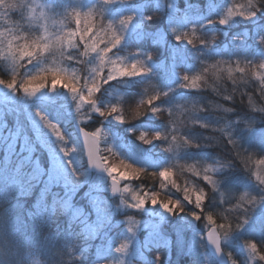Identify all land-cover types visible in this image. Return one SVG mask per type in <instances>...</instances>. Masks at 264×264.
Instances as JSON below:
<instances>
[{"label": "trees", "instance_id": "1", "mask_svg": "<svg viewBox=\"0 0 264 264\" xmlns=\"http://www.w3.org/2000/svg\"><path fill=\"white\" fill-rule=\"evenodd\" d=\"M229 9L243 15L220 24ZM73 12H91L98 28L111 24L119 36L103 65L97 53H86L79 42H63L77 26ZM127 17L132 19L123 26L120 21ZM263 26L264 0H0V186L11 183L15 190L0 202V233L7 236L0 255L14 264H214L201 242L211 227L206 215L217 224L230 222L226 232L218 229L222 237L236 238L248 227L253 233L259 216L246 211L241 197L254 207L264 189L253 175L264 170L247 161L264 159ZM184 35L194 36L193 43L176 39ZM34 44L33 56L21 59V51ZM113 61L137 63L147 71L107 80ZM52 72L70 78L78 92L70 93L63 81L56 85L49 78ZM98 73L103 82L93 104L81 102ZM38 74L44 76V87L32 94L22 91L23 82ZM194 76L200 77L198 87H185L184 77ZM13 80L15 86L9 87ZM152 96L159 97L152 105L159 111L134 116V109ZM112 107L119 113L99 114ZM79 118L88 119L82 126L87 131L102 127L101 157L109 177L122 186V195L107 199L104 210L91 207L96 193L84 192L88 183H74L76 174L87 175L82 157L71 175L50 176L52 167L64 169V163L76 159L70 148L77 142L72 121ZM141 134L161 139L144 143ZM112 138L128 144L131 162L112 153ZM115 157L141 174L130 178L121 168L110 173ZM169 168L175 187L158 176ZM204 175L214 183H206ZM77 187L82 220L63 216L61 240L46 243L43 225L56 221L47 206L58 204L63 215L65 199H76ZM186 188L194 190L192 203L185 199ZM198 191L204 193L201 209L195 207ZM152 195H158L157 202L147 200ZM209 198L218 204L227 200L226 205L209 211ZM165 200L175 203L166 206ZM192 238L198 239L192 247L181 244ZM256 247V264H264L259 259L264 239ZM227 257L230 261V253Z\"/></svg>", "mask_w": 264, "mask_h": 264}, {"label": "snow or ice", "instance_id": "2", "mask_svg": "<svg viewBox=\"0 0 264 264\" xmlns=\"http://www.w3.org/2000/svg\"><path fill=\"white\" fill-rule=\"evenodd\" d=\"M106 2H109V0H106ZM71 19L73 23H75L77 26L74 30L69 31L65 33L63 39V42L65 44H72L73 46L75 43L79 42L86 53H97L100 58V64L103 65L106 61V58L108 54L111 52L113 48H115L120 43V38L114 31L111 24L104 26L103 29L98 28L97 24L93 20V15L91 12L85 13L84 15H81L78 12H73L70 14ZM235 15H243L239 12H234L233 10L229 9L227 12V16L224 19H220L218 22L220 24H226L229 19H231ZM244 19H249V16H244ZM131 17H127L120 21V23L123 26H126L129 21L131 20ZM177 40L184 39L187 43L192 44L194 40V36H188L184 35L183 37H176ZM38 47V45H33V49L29 50L27 47H25L20 54L21 59L28 58L30 59L35 49ZM45 49L40 48V51L43 52ZM262 68H264V65H261ZM240 70V69H238ZM147 69L142 68L137 63H133L128 66H121L120 64H117L115 61L112 62L111 68L109 70V73L107 74V80H112L118 77H134L143 74L146 72ZM103 73H98L96 81L91 84L90 87H88L87 95H81L80 101L87 104H93V96L94 94L99 90L100 84L103 82L101 79ZM50 79L55 81V84H60L63 81L64 86L67 88V90L70 93L76 94L78 92V86L72 82V80L68 77H65L63 75H60L58 73L52 72L50 73ZM200 77L194 76V77H184V80L187 81V83L184 85L185 87L189 88H195L198 87V81ZM0 83H3L0 81ZM24 87L21 89L22 91H25L28 94H32L35 91H38L40 88L44 87V76L42 74L34 75L30 80H26L23 82ZM9 87L15 86V80L11 84L8 85ZM159 99L158 96H152L146 100L143 101V103L138 106L133 111L134 116H140L144 113L146 109H149L152 111L153 114L159 111L157 108H153L152 105L154 102ZM95 110V109H94ZM119 113V109L117 107H112L107 112H100L99 114L101 116H109L113 114ZM116 119L120 122H123L124 118L120 115L116 116ZM90 145L95 147L98 138H99V131L94 132L91 136H87L85 134ZM141 141L144 143H150L151 140H160L161 136L154 135L151 137V140H148L145 138L144 134H141L139 137ZM175 139V138H174ZM230 142V141H229ZM185 144L188 142L185 140ZM247 161L251 162L255 165L257 169L264 167V159H256L253 160L251 157H247ZM116 168L126 169V174L130 178L138 177L141 173L138 169L132 168L129 165L121 162L119 165H114L112 168H109L108 171L111 173ZM190 170L193 171L194 175H199L198 172H195L194 169ZM209 171L208 169H205V172ZM173 173L172 170L164 169L158 173V176L161 178L162 181H171L173 183V186L175 187V183L173 180H171ZM253 175L256 177V179L261 183L264 184V175H261L258 171H254ZM203 179L208 184H213L214 181L212 178L208 175H204ZM193 189L186 188L185 190V199L188 200L190 203H192V194ZM133 199L136 200L137 197L133 196ZM159 199L158 195H152L148 196L147 200L150 202H157ZM204 199V193L202 191L195 192V207L197 209L202 208V201ZM242 200L245 201V203H252V201L247 200L245 197H241ZM140 205L144 203V198H140L139 201ZM175 201L165 200L164 205H171L174 204ZM177 210H180L179 207ZM193 219H200L199 216H193ZM204 219L207 221V223L211 226L212 230L208 233L209 242L212 243L214 246H216L217 252L220 251L218 246V239H217V230L219 229L221 232H226L228 229L231 228L230 222L227 223H219L217 224L214 220L213 215L209 214L204 217ZM225 220H227V217H225ZM247 221H244L246 223ZM249 249L253 253H257V247L254 243H250L248 245ZM260 260H264V255H259Z\"/></svg>", "mask_w": 264, "mask_h": 264}, {"label": "bare ground", "instance_id": "3", "mask_svg": "<svg viewBox=\"0 0 264 264\" xmlns=\"http://www.w3.org/2000/svg\"><path fill=\"white\" fill-rule=\"evenodd\" d=\"M263 32H264V26H263ZM227 114H229V112L226 113V115ZM238 184H240L239 181H238ZM260 191H261V197L259 199V202L254 207L251 206L250 204L244 203V205L246 206V211H252L254 217L256 216L258 217L259 215L264 213V209L259 208L260 203L264 201V189H261ZM218 199L223 200L221 197H218ZM226 201L223 204H218V203L213 202L209 198L207 208L209 211H212V210L220 211L222 207L226 205ZM43 231L45 232L44 240L46 243L52 244V243H57L61 240V236L54 222L46 220L43 225ZM6 238H7L6 232H1L0 233V245L1 243L7 244L5 243ZM263 239L264 238H262V234H254V233H242L241 235L236 237V240H240L248 244L254 243L256 246L262 245ZM197 242H198V239L192 238L190 240L182 241L181 244L192 247ZM230 255H231V259H230L231 264H251L250 255L254 256V253L250 251V254H249L243 251L231 250Z\"/></svg>", "mask_w": 264, "mask_h": 264}, {"label": "rangeland", "instance_id": "4", "mask_svg": "<svg viewBox=\"0 0 264 264\" xmlns=\"http://www.w3.org/2000/svg\"><path fill=\"white\" fill-rule=\"evenodd\" d=\"M41 14L39 15V19H41ZM85 107V106H84ZM102 131H100L99 130V136L100 135H102ZM104 140V139H103ZM107 143L109 144V145H111V143H110V141L107 139ZM71 149V148H70ZM112 153H115V151L114 150H112ZM114 162L115 163H117V165H119V162L121 163L122 161L120 160V159H118V157H115L114 158ZM79 164H81V161H79L78 162ZM114 163V164H115ZM124 163V162H123ZM38 165L39 164H37V167H38ZM70 167V165L69 164H63L62 165V167L63 168H65V167ZM37 167H36V170H37ZM131 167V166H130ZM133 168V167H132ZM264 170V167H262V168H259V170ZM40 170V167H38V171ZM50 172H53V169L51 168L50 170H49ZM261 175H264V171L261 173ZM257 182H259L257 179H256V177L254 178ZM88 183L89 184V188H87V189H85V191L84 192H86V193H89V192H91V190L92 189H94V191L95 192H105V189H100V190H96L94 187H95V180L92 178V177H89V176H84L83 177V174L82 175H79V174H76L75 175V181H74V183H76V185H81L82 183ZM260 183V182H259ZM261 184V183H260ZM80 187V186H79ZM79 187L78 188H76V190H75V192L76 193H78L79 195H81L80 194V192H81V190L79 189ZM88 195V194H87ZM96 199V201H97V198H95ZM75 200V199H74ZM74 200L73 201H68V208L70 207V206H74V207H76L77 205H78V202H80V201H78L79 200V197L76 199V202H74ZM68 212V209L65 211V213H67ZM76 212H78V210L76 211ZM75 212V213H76ZM64 213V214H65ZM263 217H264V213H262L261 215H259V217L257 218V221L254 223V234H262V230H261V228L264 226V219H263ZM246 233H252L251 232V228L250 227H248V230H247V232ZM222 243H223V245H225L226 246V248L230 251V249H234V250H236V251H243V252H246V253H249L250 254V249H249V247H248V243H245V242H243V241H240V240H233L232 238H230V237H225V238H223L222 239ZM45 251H47V250H45ZM250 263L251 264H256L257 262H258V258L257 257H254L253 255H250ZM209 263V262H208ZM210 264V263H209Z\"/></svg>", "mask_w": 264, "mask_h": 264}, {"label": "water", "instance_id": "5", "mask_svg": "<svg viewBox=\"0 0 264 264\" xmlns=\"http://www.w3.org/2000/svg\"><path fill=\"white\" fill-rule=\"evenodd\" d=\"M75 130H76L77 136H78V138H79V140H80V142L84 148L85 158H86L87 163H88V169L99 174V175L105 176L106 173L104 171L103 164H102V161H101L100 156H99L98 142H97L95 147L91 146L85 134H87V136H91L92 134L86 132L83 128H81L79 126H75ZM111 185H112L111 197L118 196L119 192H120L119 184L116 181H111ZM211 230H212V228L209 230V232ZM208 233L205 236V242H206L208 250L210 251V253L214 257V259L218 262V264H227L226 258L224 257V255L220 249V242H219L218 234H217V239H218V246L220 249L219 252H217L216 246H214L212 243L209 242Z\"/></svg>", "mask_w": 264, "mask_h": 264}, {"label": "clouds", "instance_id": "6", "mask_svg": "<svg viewBox=\"0 0 264 264\" xmlns=\"http://www.w3.org/2000/svg\"><path fill=\"white\" fill-rule=\"evenodd\" d=\"M0 264H14V261L9 256L0 255Z\"/></svg>", "mask_w": 264, "mask_h": 264}]
</instances>
